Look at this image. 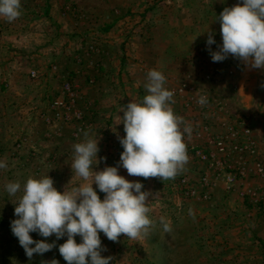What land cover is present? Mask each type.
Segmentation results:
<instances>
[{
    "label": "rangeland",
    "instance_id": "374dc122",
    "mask_svg": "<svg viewBox=\"0 0 264 264\" xmlns=\"http://www.w3.org/2000/svg\"><path fill=\"white\" fill-rule=\"evenodd\" d=\"M241 2L242 0H20L21 15L16 24V19L13 21V26L20 23L23 25L24 39L33 44V50L37 46L40 50H46L56 45L58 50L63 49L66 54L71 49L77 57L83 53H94L104 60L106 53L103 54V51L109 49L112 52L109 61L116 66L132 67L143 63L144 68L152 67L151 69H156L165 76V87L174 93L171 107L175 115L183 118L181 130L186 125L191 126V133L183 135L189 159L174 178L161 180L159 177L145 179L129 176L126 169L119 166V156L123 149H118L116 145H112L105 154L107 161L93 166L94 170L117 166L120 175L130 181L141 182L142 190L149 193L147 206L150 211L147 215L153 224L147 235L133 240L121 234L114 242L108 240L102 232L99 233L105 249L101 255L112 258L109 264H264L263 235L257 234L259 232L254 231L255 228L250 229L245 222H256L259 231L262 227L264 182L261 178L249 176L257 178L259 185L249 193H238V196L246 207L253 206L247 207L248 213H239L237 218L229 219L231 215L224 213V210L213 208V196L207 189L210 183L207 181L206 170H213V177L222 182L229 192L239 185L240 179L229 185L227 176L231 172L224 168L217 169L198 159L193 153L194 149H200L207 154L212 153L213 158L217 159L218 155L208 138L223 132L226 126L234 125L237 130H250L256 141L257 156L264 158V69L251 68L242 59L231 55L220 62H213L211 59V52L218 51L222 43L219 14L225 7ZM57 15L61 18L60 22L55 18ZM209 34L215 40L212 45L206 43ZM148 71L149 69L143 71L145 78ZM121 77L125 76L120 75L119 78ZM123 80L129 88L128 82L132 83V80ZM66 81L72 83L75 93L73 79L65 76L60 79L58 86L55 84L56 88L59 87L61 99V87ZM41 87L36 82L30 86L35 88V92H40ZM130 94L129 100L114 97L110 102L113 104L112 110H120L130 100H142L146 89L141 94L142 97L136 92ZM200 96H206V104L200 105L197 102ZM74 105L79 108L77 102L71 108ZM119 110H115L114 115L118 116L115 121L111 117L104 120L106 126L116 130L118 135L124 132L123 124L119 123L123 114ZM218 117L222 119L219 120ZM68 121L64 120L63 123ZM3 131L4 126L0 125V139L5 137ZM18 143L21 145L18 139L13 142L14 150L7 149L6 146L0 147V159L8 165L6 169H0V264H67L58 251V245L64 242L66 236L56 240L54 235L44 238L37 233H30L34 240L47 239L50 243L55 241L56 246L42 255L34 254L31 259L25 255L10 229V221L15 218L13 204L19 193L10 196L4 186L10 181L23 184L28 177L40 178L46 175L53 179L58 191H63L64 187L71 190L78 183H83L70 166L74 156L73 145L76 143L63 142L60 148L53 149L50 146L39 151L40 153L34 149H22L20 145H16ZM24 156H30L31 159H24ZM230 159L236 166L238 160L242 159L251 167L255 156H231ZM182 178L185 179V186L181 183ZM199 183L203 189L198 187ZM93 187L95 188V184ZM189 190L194 193L189 194ZM97 192L103 199L104 193L98 189ZM253 192L256 194L252 195ZM161 217L170 222L171 230L167 233L160 224ZM220 218L229 220L228 222L237 221V225L219 227L216 223ZM75 239L77 243L80 242L79 236Z\"/></svg>",
    "mask_w": 264,
    "mask_h": 264
},
{
    "label": "clouds",
    "instance_id": "9594fccd",
    "mask_svg": "<svg viewBox=\"0 0 264 264\" xmlns=\"http://www.w3.org/2000/svg\"><path fill=\"white\" fill-rule=\"evenodd\" d=\"M20 9V0H0V18L8 22L21 15ZM218 20L222 43L218 51L211 52L212 61L220 62L231 55L251 68L264 69V0H242L225 7ZM206 43H215L212 34ZM165 82L160 71L149 70L143 99L130 100L120 108L123 115L119 123L125 134L118 138L123 149L118 163L129 176L171 179L188 162L183 135L191 133V126L181 130L183 118L174 114V93L165 87ZM197 102L206 104V96H200ZM73 152L71 170L83 183L71 190L64 187L58 191L48 175L28 177L23 184H5L10 196L19 193L10 229L29 259L56 246L55 241L34 240L30 233H37L44 238L54 235L56 240L66 236L58 251L67 264H109L112 258L101 255L105 249L99 233L114 242L121 234L133 240L147 235L153 224L147 215L149 193L142 190L141 182L120 175L117 166L93 169L99 162L98 137L88 138L85 133V139L73 145ZM7 167L6 161L0 159V169ZM97 189L104 193L103 199ZM160 224L165 233L171 230L166 218L161 217ZM76 236L80 237L79 243Z\"/></svg>",
    "mask_w": 264,
    "mask_h": 264
},
{
    "label": "crops",
    "instance_id": "0c3cea01",
    "mask_svg": "<svg viewBox=\"0 0 264 264\" xmlns=\"http://www.w3.org/2000/svg\"><path fill=\"white\" fill-rule=\"evenodd\" d=\"M55 18L58 22L61 21L59 15ZM64 18L66 20V17ZM17 21L16 19L15 24ZM22 26L20 23L14 27L13 21L8 22L0 18V86H6L5 89L0 87V125L4 126L5 136L4 139H0V147L6 146L7 149L14 150L13 142L18 139L21 145L19 143L16 145H20L22 149H34L40 153L39 151L42 152L50 146H53V149L60 148L63 142L80 143L87 133L88 138L98 137V161L101 164L107 161L105 154L112 145L122 149L117 138L125 134L123 132L119 136L116 130L106 126L104 120L107 117L113 118L114 121L118 117L114 113L119 109L112 110L113 104L110 102L114 97L129 100L130 92L143 94L147 79L143 71L151 70L152 67L144 68L143 63L134 64L132 67L116 66L115 63L109 61V55L112 54L109 49L103 51V54L106 53L104 60L94 53L90 55L83 53L77 57L71 49L66 54L63 49L58 50L56 45L46 50H40L37 46L36 50H33V44L24 39ZM31 72L35 75L31 76ZM120 75L125 77L119 78ZM65 76L73 79L75 83V102L79 107L75 108V104L66 113L68 123H63L62 117L56 118L64 112L63 106L54 105V101L61 100L59 87L56 88L55 84L58 86L60 79ZM129 78L132 83L128 82L131 87L127 88L123 79L129 80ZM34 82L42 86L40 92H35V88H30ZM78 116L80 118H77ZM218 119L222 118L218 117ZM23 158L31 159L30 156ZM53 159H55L54 156ZM206 172L207 181L210 183L207 189L211 191V197L213 196L210 198L214 209L224 210V213L231 215L229 219L237 218L236 215L239 213H248L247 207L253 205L246 207L238 193L246 194L253 187H257L260 183L257 178L249 176L241 178L239 185L229 192L225 190L222 182L213 177V170H206ZM199 186L203 189L201 183ZM228 221L220 218L216 225L222 228L237 225V221H232L233 223ZM245 222L251 227L250 229L255 228L254 231H258L257 234L263 235L264 238L263 221H261L260 231L257 229L256 222L251 220ZM238 224L241 223L238 222Z\"/></svg>",
    "mask_w": 264,
    "mask_h": 264
},
{
    "label": "built area",
    "instance_id": "2783aa9c",
    "mask_svg": "<svg viewBox=\"0 0 264 264\" xmlns=\"http://www.w3.org/2000/svg\"><path fill=\"white\" fill-rule=\"evenodd\" d=\"M34 75L35 74L31 72V76ZM61 93L63 94V99L54 101V105L58 107L63 106L64 112L56 116V118L60 119L62 117L64 120H68L66 113L71 109L76 96L73 91L72 83L69 81L64 82L61 87ZM77 118H80V116ZM208 142L213 146L215 153L218 155L217 159L213 158L212 153L207 154L200 149H194L193 153L198 159L208 162L215 168H224L231 172L227 176V182L230 183L229 185H233L237 179L247 176L261 178L264 182V158L257 156L256 141L248 128L237 130L234 125H228L223 132L210 135ZM249 155L255 156V160L251 167H249V165L247 166L242 159L238 160L236 166L230 159L231 156L243 157ZM232 172H234L233 175ZM181 183L184 184V186L186 185L184 178L181 179ZM188 193L193 194L194 192L189 190ZM253 194L255 195L256 193L253 192L252 195Z\"/></svg>",
    "mask_w": 264,
    "mask_h": 264
}]
</instances>
